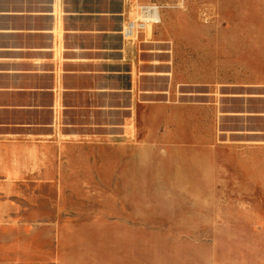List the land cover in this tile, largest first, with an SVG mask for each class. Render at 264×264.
Returning a JSON list of instances; mask_svg holds the SVG:
<instances>
[{"label": "rangeland", "instance_id": "1", "mask_svg": "<svg viewBox=\"0 0 264 264\" xmlns=\"http://www.w3.org/2000/svg\"><path fill=\"white\" fill-rule=\"evenodd\" d=\"M152 5L161 22L125 38ZM259 8L0 0L13 47L53 43L59 63L66 40L94 50L91 75L67 77L92 94L64 93L58 66L54 110L0 113V264H77L69 259L90 245H102L101 264H264ZM12 79L49 84L43 75Z\"/></svg>", "mask_w": 264, "mask_h": 264}, {"label": "crops", "instance_id": "2", "mask_svg": "<svg viewBox=\"0 0 264 264\" xmlns=\"http://www.w3.org/2000/svg\"><path fill=\"white\" fill-rule=\"evenodd\" d=\"M259 1V11L262 13L261 26L264 28V0ZM251 2L255 3V0H244V4L247 7L250 6ZM247 11L249 10L247 9ZM47 33L52 32L44 31L41 34L42 36H46ZM11 36L12 30L8 28H0V98L2 96L10 97V100H7L6 98L4 100L0 99V113H6L11 110H26L31 106H36L37 108L46 107L48 110H54L56 102L55 87L57 85L56 72L58 66H62L64 70V93L73 92L83 96L92 94L90 87L78 85L80 82L71 86L67 80V77L71 76L85 78L86 75H91L88 74V71H85L86 69L84 68L90 65L87 60L90 59V54L94 53L92 47L80 45L78 42L73 44L66 40L63 52L64 61L59 63L55 60L56 54L54 52L53 43H51L50 46L39 45L32 49L26 44L24 46L21 44L20 47H13L10 40H7ZM6 37L8 38L6 39ZM3 40H7L10 43L7 44V41H5L6 44H2ZM121 50L124 51V45ZM30 66H32L33 69H30ZM31 75H36L37 77L42 75L44 77H49V84H38L33 86L26 84L25 82L24 84L23 82H20V84L12 82L13 76H20V78H25L23 81H26ZM31 93H46L50 97L47 105H29V102L21 99L29 96ZM100 93H102V91H100ZM13 96L15 97L14 99ZM2 130L3 129L0 128V131ZM85 250L87 253L85 257L81 258L75 256L72 257V259H69V262H75L77 264H81L82 262L85 264H101L104 262L102 245H90Z\"/></svg>", "mask_w": 264, "mask_h": 264}, {"label": "built area", "instance_id": "3", "mask_svg": "<svg viewBox=\"0 0 264 264\" xmlns=\"http://www.w3.org/2000/svg\"><path fill=\"white\" fill-rule=\"evenodd\" d=\"M143 7H155V9L157 10V13L154 16H150V17H144L143 15ZM142 10V18L140 20L137 21H129L126 25V28H124L123 30V36L125 38H132L134 36H136L139 31H141L142 29L145 28L146 24H158L161 22V13H160V8L159 6H142L141 7Z\"/></svg>", "mask_w": 264, "mask_h": 264}, {"label": "bare ground", "instance_id": "4", "mask_svg": "<svg viewBox=\"0 0 264 264\" xmlns=\"http://www.w3.org/2000/svg\"><path fill=\"white\" fill-rule=\"evenodd\" d=\"M156 13H157V10L155 9V7H143L144 17L154 16ZM145 27L147 26L145 25Z\"/></svg>", "mask_w": 264, "mask_h": 264}]
</instances>
